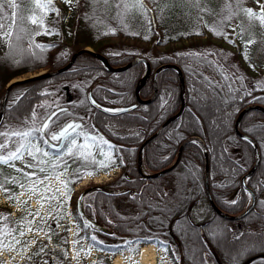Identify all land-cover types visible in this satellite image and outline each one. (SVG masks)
Instances as JSON below:
<instances>
[{
  "label": "trees",
  "instance_id": "obj_1",
  "mask_svg": "<svg viewBox=\"0 0 264 264\" xmlns=\"http://www.w3.org/2000/svg\"><path fill=\"white\" fill-rule=\"evenodd\" d=\"M77 1L78 9L71 13L64 0H52L56 11L45 13L35 8L33 0H17L20 7L18 15L23 20L17 19L15 27L12 9L5 1L8 19H0L4 24L0 32L9 25L13 36L5 38L0 47V97L10 79L40 68L47 72L56 69L85 46L104 55L113 66L125 64L136 56L147 59L151 70L138 90L142 98L150 97L153 92L155 68L164 63H175L183 72L184 107L178 118L167 123L145 144L143 168L154 172L167 167L175 159L183 140L194 136L201 141L191 139L185 142L177 163L169 170L157 175L139 172L136 167L138 146L181 105L179 74L173 67L160 69L156 75L157 93L151 101L137 103L130 112L110 115L92 108L87 102L88 92L103 105L120 106L135 102V87L145 72V63L137 61L126 69L109 70L90 52L78 54L67 69L57 74L28 78L11 85L1 126L8 121L32 127L29 120L36 104L42 98L52 96L53 107L65 105L67 110V114L61 115L57 122L90 117L83 123L89 128L94 124L105 139L120 148L115 165L121 168L117 179L88 189L86 193L93 195L87 196L81 207L78 202L85 193L81 194L73 208L81 228L85 220L89 221L97 226L92 230L106 237L102 239L104 243L100 249L110 252L108 246L118 245L106 240L115 241L126 236L139 239L141 234L148 233L154 234L156 240L166 242L167 253L174 264H264L261 259L264 257V208L260 206V201L264 200V147L261 146L264 140V98L253 99L264 97V80L253 79L251 74L245 78L234 75L215 55L208 56L210 60H218L227 72L242 78L232 84L233 89L241 91L234 99H229L227 88L223 92L217 89L221 97L219 111L205 106L204 101L193 102L196 95L193 87L202 92L205 89L191 72L223 82L220 73L207 65L197 64L189 57L190 53H213L209 47L211 35L224 37L212 33L217 20L214 16L209 18L205 0H193L194 3L191 0H143V8L138 6L137 0ZM235 1L234 13L245 15L240 10L245 9L241 0L239 7ZM217 2L219 4L220 0ZM198 4L202 8L196 13ZM226 12L229 16V11ZM33 14L43 17L42 26L30 22L28 18ZM230 24L231 20L227 19L220 26V31L224 33ZM20 28L24 32L21 33L22 38L16 40L15 35ZM37 44L42 47L37 48ZM249 91L251 96L244 94ZM162 98L169 100L167 110L159 107ZM247 106L237 127L239 132L253 139L259 153V162L247 176L250 179L246 183L254 194L255 206L252 205L242 216L230 218L227 215L242 212L250 203L242 177L255 161V148L234 130L238 113ZM249 128L255 131H246ZM192 141H199L203 148ZM204 149L209 191L220 212L213 210L207 200ZM190 169L195 170L194 177ZM163 193L167 195L162 196ZM132 195L135 199L131 198ZM233 199L238 203L231 204ZM202 200L207 201L211 213L203 221H194L191 211ZM89 203L94 204V211L87 207ZM81 213L84 219L80 218ZM90 232L84 230L82 234L91 235ZM176 256L180 259L176 260Z\"/></svg>",
  "mask_w": 264,
  "mask_h": 264
},
{
  "label": "snow or ice",
  "instance_id": "obj_2",
  "mask_svg": "<svg viewBox=\"0 0 264 264\" xmlns=\"http://www.w3.org/2000/svg\"><path fill=\"white\" fill-rule=\"evenodd\" d=\"M35 8L40 9L41 11H56L54 6L52 5V0H33ZM66 4H71L72 0H64ZM99 0H93V3H98ZM108 0H104V3H107ZM138 6L143 8V0H137ZM237 5L239 7V0H237ZM7 7L12 9V21L13 27L16 26L17 19L23 20L22 16H19L20 7L17 3V0H7ZM229 16L226 19H231L233 13L231 10V5H227ZM245 13V15L249 18V20H258L259 23L264 26V5H260V11L254 12L252 9H240ZM0 19L6 20L8 19V14L5 11V0H0ZM30 22L34 25L39 24L43 25V17H38L36 14L31 15L29 18ZM4 28V24L0 23V29ZM216 35H225L219 30L213 29ZM24 32L23 28H20L19 31L16 33L15 38L16 40H20L22 38L21 33ZM36 34H39L38 32ZM47 34V33H46ZM3 35L4 38L10 39L13 36L12 31H6L0 33ZM147 39V37H145ZM251 43V42H248ZM37 48L42 47L41 45H36ZM216 55L215 53H208L207 55L198 54V53H190L189 57L193 61H195L199 65H207L208 67L212 68L213 71L220 73L223 82H218L211 79L208 76H202V74H198L195 71L191 72V75L198 78V82L202 85L205 91H201V89L193 87L192 91L196 95L193 96V102L199 103L200 101L205 102V106L216 108L219 111V101L221 99L220 94L217 92V89H220L221 92L227 88L226 95L229 99H234L235 95L241 91V89H233L232 84L235 83L237 79L242 80L241 77H235L233 74L227 72V70L221 65L218 60H210L208 56ZM202 76V79L199 77ZM243 85H241V88ZM255 90V89H253ZM111 91V90H109ZM43 94V93H42ZM246 95L251 96V92L244 93ZM264 97H253V99H262ZM19 100V97L17 98ZM87 102L92 106V108L99 109L102 112L109 113L110 115H118L122 112H130L135 108V105L132 108H119V109H110L104 108L103 106L96 103V101L89 95L87 97ZM210 102V103H209ZM227 102V101H225ZM16 103V101H13ZM83 103V102H82ZM169 106V100L162 98L161 104L159 105L161 110H167ZM67 114L66 109L59 108L56 111L52 112L50 115L44 119L43 123L40 126H35L36 120V111L35 109L32 112V121L33 126L28 128L22 129H15V130H7L4 132H0V137L5 138L4 143H0V164L9 165L15 167V161H22L25 165V168L32 169L31 172H26L23 169L16 168L17 172H22L23 176L29 180L33 181L34 188L38 187L40 184H43L45 180L50 178H55L60 181V176L64 174L68 170L69 160L72 163H76L77 161L82 162L85 165L93 166V170L85 171L81 168H76L74 170V179L69 181H60L64 188L65 196L67 197L68 193L70 192L69 184L76 183L80 178L84 175H94L96 171L100 169L110 170L113 166L116 165V160L118 154L120 152V148L116 145H113L107 139H105L98 130L95 129V125H92L91 130H89L86 125L83 123L85 117H75L73 120L69 121L68 123L64 124L59 130H54L53 125L60 119L61 115ZM196 122L199 123V120L196 119ZM260 127V126H257ZM248 132H254L255 129L249 128L246 129ZM247 144L252 145L255 147L253 141H251L247 136L241 137ZM193 144L197 145L200 148H203V145H200L199 141H192ZM10 144H15V148L13 150L10 147ZM261 146L264 147V140L261 141ZM5 150H7L5 152ZM29 159H25V157ZM97 156L102 157V159H97ZM168 159V157H165ZM120 165H123V159H120ZM62 169V171H61ZM40 173H45L44 177H40ZM190 174L194 177L195 170L190 169ZM250 179L246 178L245 184ZM2 187V185H0ZM22 187V185H21ZM7 191V189H5ZM45 191H51L47 185H45ZM56 191H59L58 189ZM97 192L100 191L99 189L96 190ZM245 193H247L250 200H253V206H255V201L253 194L248 192L247 188L244 189ZM93 195L92 193H85L81 196L80 201L78 202L79 206L83 207V202L87 196ZM167 193H163L162 196H166ZM55 195L52 196H42L41 199H56ZM133 199L135 196L132 195ZM11 199V197H9ZM64 201H61L63 204ZM231 204L238 203L237 199H233L230 201ZM260 206L264 208V200L260 201ZM87 207L90 210L94 209V204L89 203ZM33 219L39 217L41 221L44 220V217H40L39 212L32 214ZM51 215V213H50ZM81 219H84L81 213ZM111 223V221H109ZM59 226V225H58ZM94 225L91 222L86 221L83 223L82 228L79 224H77V232L74 234L75 239L73 240V244L77 245L80 244L81 241L88 242V250L85 251L83 247L80 248L79 251H76V256L74 258H78L80 255V251H85V255L89 254L91 248L96 247L99 250V246L103 245V241L99 240L95 234L92 235H85L80 236V232L84 230H92L94 229ZM42 231V229H40ZM31 231V229H29ZM9 234L7 231L5 235ZM216 234V233H214ZM21 236L24 235L23 232L20 233ZM106 235L114 236V233H107ZM243 235V234H242ZM49 239L51 237L49 236ZM235 239H240V237H236ZM66 242V241H65ZM153 243L158 247L162 248L165 253L168 251V246L166 242L156 240L151 237L136 240H124L121 244L118 245H110L108 249L113 255L117 252L123 253L124 251H128L130 253L135 254L138 251V246L141 243ZM2 243V241H0ZM16 243H20L19 240ZM66 255V253H65ZM175 253H173V256ZM264 260V257H261ZM47 264V262H45Z\"/></svg>",
  "mask_w": 264,
  "mask_h": 264
},
{
  "label": "rangeland",
  "instance_id": "obj_3",
  "mask_svg": "<svg viewBox=\"0 0 264 264\" xmlns=\"http://www.w3.org/2000/svg\"><path fill=\"white\" fill-rule=\"evenodd\" d=\"M5 1L7 2V0ZM217 1L219 0H205V6L209 11V15H210L209 18H211V16H214V18L217 20L213 24V28L211 29L212 31L213 29L220 31L221 30L220 26L227 20L226 19V17H228V13L226 12L228 10L227 5H231V10L233 13L235 12L234 9L236 8L235 0L233 1L230 0L227 2H223V1L221 2L220 0L219 4H217L218 3ZM241 2L242 5H244L245 9H252L254 12H259L260 5H264V0H241ZM191 3H194V1L191 0ZM78 5L79 3L77 0H72V3L68 4L69 11L72 13L74 10L78 9ZM200 8H202V6L201 4L200 5L198 4L196 6V13H198ZM230 20H231V24L229 25V27H225L224 33L226 34V36L224 35V37L221 38L211 35V43L209 47L213 50V53L216 54L215 57L220 59L223 63H225L227 67L230 68V70L234 75L237 74L245 78L251 74L253 79L264 80V26H262L258 20H249V18L246 15L236 14ZM9 27L10 26L8 25V27L2 30L0 33L9 31ZM212 33L215 32L213 31ZM200 38L203 39L204 37L201 36ZM4 40L5 38L3 37V35H0V47H2V45L4 44ZM46 72L47 70L45 68H40L33 72H26L24 74H21L20 76L14 77L13 79L22 78L21 80H24L28 78H33L30 76L36 73H46ZM4 90L2 91V95ZM53 98L54 97L52 96L44 97L36 104L35 126L38 127L39 120L41 121L42 117L53 108V105L55 104ZM0 102H1V97H0ZM30 121H31L30 123L33 124L32 119ZM5 123L6 124L2 125V132L10 129L15 130L26 127V126H20L18 125V123L15 122L11 123L6 121ZM87 128L91 130V128L89 127ZM4 142H5V138H3V143ZM11 146L12 145H10V147ZM6 151L7 150H5V152ZM26 158L27 156L25 157V159ZM118 158L119 157H117V159ZM97 159H102V157L97 156ZM69 165L70 167H68V170L64 172L63 175L60 176V181H69L70 178L74 177V170L78 167L85 171L93 170V166L85 165L80 161H77L76 163H72L69 160ZM17 166L26 172L32 171V169L30 168H25V165L22 161L18 160ZM141 171H143L144 173L157 172V171L148 172L146 169L143 168V165L141 167ZM120 172H121V168L119 166H113L110 170L100 169L94 175H84L75 184L73 185L69 184L71 190L68 193L67 197L65 196L64 188L60 183V181H58L55 178H50L45 181V183H47L49 185V188L51 189L50 196L55 195L57 197L56 199H50V205H49L50 213H51L50 221H55L57 225H60L62 223H65V225H67V237L70 238L71 244H70V249L67 250L68 257L66 258V264H113V259L118 254L120 255L121 264H142L138 257L139 249L142 245L148 243H141L138 246V251L135 254L130 253L128 251H124L122 254L118 252L115 255L105 250H99L96 247L91 248L89 254L85 255V251L88 250V242L86 240L81 241V243L77 245L73 244V240L76 238L74 234L77 232V222L73 214V208H74V204H76L78 201V197L81 194L86 193L90 188L99 187L101 185L107 184L108 182L114 181L115 179H117ZM14 174L16 176L17 181H19L23 175L22 172H17L16 170H14ZM39 175L44 176L45 173H40ZM28 181L30 183L28 186L32 187L33 181L32 180H28ZM57 189L59 191H56ZM16 200H19V198L16 197ZM33 200H34V205L36 206L39 205L38 202L36 201V198H34ZM61 201H64V204L58 205V202L61 203ZM17 205H19V203H17ZM46 206L48 207V204ZM58 208L60 209V211L58 210ZM14 211L17 215L18 211L16 208H14ZM210 213H211V207L205 200L200 201L198 205H196L191 211V215L194 221H203L210 215ZM32 217L26 219V221L32 222L33 221ZM18 221H20V219ZM101 225L103 228L108 229L106 224L101 223ZM82 232L83 231L80 232V236H83ZM90 233L91 235L95 234L97 238L101 241H104L106 239V237L101 236L99 233L95 232V230H91ZM147 237L156 239L154 234H148V233L141 234V237L139 239H144ZM124 240H136V236L119 237L115 239V241L111 239L106 241L113 242L114 244H121ZM149 243L153 244L151 242ZM153 246H154L155 264H174L173 260L168 255V253H165L162 248L158 247L155 244H153ZM81 247H83L85 251H80L79 257L74 258L76 256V251H79ZM176 257H175L176 260L180 259L179 256Z\"/></svg>",
  "mask_w": 264,
  "mask_h": 264
},
{
  "label": "flooded vegetation",
  "instance_id": "obj_4",
  "mask_svg": "<svg viewBox=\"0 0 264 264\" xmlns=\"http://www.w3.org/2000/svg\"><path fill=\"white\" fill-rule=\"evenodd\" d=\"M47 114L48 112L42 117L41 121L39 120V126ZM68 120L56 122L53 129L58 131ZM1 122L2 118L0 132H2ZM29 122L31 121L29 120ZM0 143H3V137H0ZM10 145L14 150L15 144ZM14 164L15 167L0 164V185H2L0 187V241H2L0 243V264H45V262L47 264H66L67 250L70 249L71 244L70 238L67 237V225L62 223L58 226L55 221H50V199H41L42 196H50V191H45V185L48 188L49 185L45 183V180L43 184L32 190L34 184H32V187L28 186L30 184L29 179L23 175L17 181L14 170L19 168L17 166L18 161H15ZM40 177L43 178L44 176L40 175ZM16 197L19 200H16ZM34 198H36L39 205H34ZM59 204L61 205L58 202ZM14 208L18 211L17 215ZM37 212H39L40 217H44L43 221L39 217L33 219L32 213ZM30 217L33 221L27 222L26 219ZM19 219L20 221H18ZM94 228L96 229L97 226ZM6 231L9 234L5 235ZM21 232L24 233L23 236L20 235ZM49 236L51 239H49ZM17 240L20 243H16Z\"/></svg>",
  "mask_w": 264,
  "mask_h": 264
},
{
  "label": "water",
  "instance_id": "obj_5",
  "mask_svg": "<svg viewBox=\"0 0 264 264\" xmlns=\"http://www.w3.org/2000/svg\"><path fill=\"white\" fill-rule=\"evenodd\" d=\"M82 52H90L92 53L93 55H95L96 57H98L101 62L109 69V70H122V69H126L128 67H130L131 65H133L134 63H136L137 61H143L145 63V73L143 74V76L141 77V79L139 80V82L137 83L136 87H135V97H136V101L133 102V103H130V104H126V105H120V106H108V105H103V104H100L99 102H97L94 97L91 95V92H88V96L91 95V97L96 101L97 104L103 106L104 108H110V109H119V108H132L133 105L136 106L137 103H146V102H149L151 101L156 93H157V86H156V75L158 73V71L164 67H173L174 69L177 70L178 74H179V81H180V94H181V105L179 107V109L173 113L172 115L168 116L166 119H164V121H162V123L158 126V128L152 133L150 134L149 136H147L139 145L138 149H137V155H136V167L138 169L139 172H141L142 174L144 175H157L159 173H162L166 170H169L170 168H172L173 166H175V164L177 163L178 159H179V156H180V152H181V149H182V146L185 142H187L188 140H191V139H199L197 137H188L186 138L185 140H183L181 142V144L179 145V148H178V151H177V155L175 157V159L173 160V162L167 166V167H164L162 169H160L159 171H157L156 173H144L143 171H141V167H142V151H143V148L145 146V144L151 139L153 138L167 123H169L170 121L178 118V116L181 114L182 110H183V107H184V79H183V72L180 68L179 65L175 64V63H164V64H161L159 66H157L154 70V73H153V92L151 94L150 97L148 98H141L138 94V90H139V87L140 85L144 82V80L146 79V77L149 75L150 73V70H151V66H150V63L147 59L141 57V56H136L134 57L133 59H131L130 61L126 62L125 64H122V65H119V66H113L111 65L108 60L106 59V57L100 53H97V52H94L92 48L88 47V46H85V47H82V48H79L78 50H76L69 58V60L62 66L56 68V69H52L46 73H36L34 75H31L30 77H40V76H44V75H54V74H57L65 69H67L71 64L72 62L74 61V59L76 58V56ZM22 78H17V79H12L10 80L7 84H6V87H5V90L3 92V95H2V99H1V102H0V121H1V118L3 116V111H4V106H5V103H6V99H7V94H8V90L10 88L11 85H13L16 81L18 80H21ZM255 106H260V105H255ZM249 106L243 108L239 113H238V116L237 118L235 119V122H234V130L242 137L244 136H247L251 141H253V139L244 134V133H241L238 131V121H239V118L240 116L242 115V113L248 108ZM59 108H62V109H66V106H58V107H55L53 108L48 114L50 115L52 112L56 111L57 109ZM47 116L44 118L46 119ZM44 121V120H43ZM71 121V120H69ZM69 121L65 122L64 124L68 123ZM43 123V122H42ZM41 123V124H42ZM63 124V125H64ZM62 125V126H63ZM61 126V127H62ZM254 143V141H253ZM255 148V153H256V157H255V161L254 163L252 164L250 170L245 173L242 177V184L243 186H245L247 188V190L249 192H252V190L250 189V187H248L244 182L247 178V176L250 174V172L257 166L258 162H259V153H258V150L256 148V146L254 147ZM204 154H205V161H206V164H205V172H204V175H205V190H206V196H207V200L209 202V204L211 205V207L213 208V210L217 211V212H220L219 208L215 205L212 197H211V194H210V191H209V185H208V164H207V159H206V150L204 149ZM253 197H254V194H253ZM255 199V198H254ZM253 205V200L250 201V204L246 207V209H244L242 212L238 213V214H234V215H227V217H230V218H235V217H239V216H242L244 214H246L250 208L252 207Z\"/></svg>",
  "mask_w": 264,
  "mask_h": 264
},
{
  "label": "bare ground",
  "instance_id": "obj_6",
  "mask_svg": "<svg viewBox=\"0 0 264 264\" xmlns=\"http://www.w3.org/2000/svg\"><path fill=\"white\" fill-rule=\"evenodd\" d=\"M17 79V78H15ZM20 79V78H19ZM12 80V79H11ZM139 260L142 264H155L154 246L153 244H144L140 247L138 253ZM113 264H121L120 255H116Z\"/></svg>",
  "mask_w": 264,
  "mask_h": 264
}]
</instances>
